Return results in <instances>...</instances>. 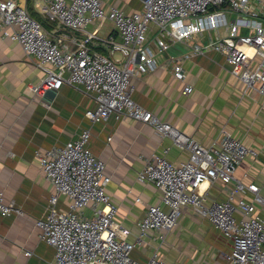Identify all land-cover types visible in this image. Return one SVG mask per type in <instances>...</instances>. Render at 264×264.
I'll use <instances>...</instances> for the list:
<instances>
[{
    "label": "built area",
    "instance_id": "2783aa9c",
    "mask_svg": "<svg viewBox=\"0 0 264 264\" xmlns=\"http://www.w3.org/2000/svg\"><path fill=\"white\" fill-rule=\"evenodd\" d=\"M142 8L126 13L116 6L105 7L102 0H36V7L60 27L81 33L74 39L65 33H49L17 0H0V31L17 41L38 61L45 76L34 92L58 89L69 82L94 93L97 105L85 115L93 122L115 115L155 127L163 137L188 151V158L175 163L167 157L169 148L146 159L138 173L141 182L154 183L163 191L159 204L148 206L138 222V235L130 240V229L117 226L118 206L107 193L111 176L106 162L89 147L90 129L64 146L39 147L36 157L52 184L48 214L37 222L42 238L55 249L54 264H168L155 252L142 262L133 249L150 230L173 229L186 206L234 240L224 258L232 264H264V196L256 183L237 177V169L248 155L258 151L223 129L211 144L203 145L167 121L156 117L132 98V77L157 68L156 50H167L171 42L186 41L205 30L225 27L223 36L206 45L195 44L186 57L215 48L226 54L232 72L249 87L264 95V3L262 0H142ZM229 13L234 17H228ZM111 21L120 40L102 38L87 27ZM98 27V28H99ZM245 32H244V31ZM152 33V38L149 34ZM109 54L92 49L94 39ZM252 48V53L249 51ZM119 53L120 57H112ZM174 74L186 78L183 65L175 61ZM193 91L186 85L184 93ZM217 180L232 185L226 200L212 198L205 182ZM60 196L70 200V209L56 207ZM140 198L138 197L137 200ZM89 209L90 215L84 214ZM14 201H6L0 191V214H22ZM31 255V251L26 252Z\"/></svg>",
    "mask_w": 264,
    "mask_h": 264
},
{
    "label": "crops",
    "instance_id": "0c3cea01",
    "mask_svg": "<svg viewBox=\"0 0 264 264\" xmlns=\"http://www.w3.org/2000/svg\"><path fill=\"white\" fill-rule=\"evenodd\" d=\"M17 1L33 17H39L49 33L61 32L74 39L83 37L49 19L36 7V0ZM102 1L105 7L116 6L129 14L143 5L142 0ZM98 27L95 21L87 30H97L102 38L112 35L120 40L111 21ZM225 32V27L205 30L186 41L171 42L164 51H159L152 42L157 68L132 77V98L203 145L211 144L227 129L257 150V156L248 155L244 159L236 175L246 183L258 184L264 196V95L233 74L226 54L220 50L208 48L186 57L195 44L204 46ZM149 36L152 38V33ZM91 46L109 54L99 39L95 38ZM175 61L183 65L184 80L175 77ZM44 76L36 58L0 31V191L6 201H14L23 211L9 216L0 214V264H54L55 249L42 238V229L37 225L48 214L53 189L36 157L39 147L64 146L77 139L83 129H90L89 147L106 162V171L111 176L106 190L118 206L115 224L130 229L127 237L130 240L138 235V222L148 206L161 203L163 197V191L154 183L138 180L146 159L166 148H169L167 157L175 163L188 158L187 150L174 145L170 137H163L146 122L118 120L111 115L93 123L85 112L96 107L95 94L81 86L66 82L58 89L34 92L32 87ZM186 85H191L193 91L185 94ZM231 188V184L220 180L202 185V190L207 189L218 201L226 200ZM56 207L69 210L70 200L60 196ZM84 214L90 215L91 211L86 209ZM233 248L232 238L186 206L173 229L162 236L160 231L150 230L132 255L142 262L158 252L168 264H232L224 254L231 253ZM27 251L32 254L27 255Z\"/></svg>",
    "mask_w": 264,
    "mask_h": 264
},
{
    "label": "rangeland",
    "instance_id": "374dc122",
    "mask_svg": "<svg viewBox=\"0 0 264 264\" xmlns=\"http://www.w3.org/2000/svg\"><path fill=\"white\" fill-rule=\"evenodd\" d=\"M117 56H120V54L119 53H116V55L114 56V57H117ZM234 241V240H233Z\"/></svg>",
    "mask_w": 264,
    "mask_h": 264
},
{
    "label": "trees",
    "instance_id": "16d2710c",
    "mask_svg": "<svg viewBox=\"0 0 264 264\" xmlns=\"http://www.w3.org/2000/svg\"><path fill=\"white\" fill-rule=\"evenodd\" d=\"M36 18H38L39 20H41L39 17H36ZM42 21V20H41ZM42 23L44 24V22L42 21Z\"/></svg>",
    "mask_w": 264,
    "mask_h": 264
},
{
    "label": "bare ground",
    "instance_id": "6f19581e",
    "mask_svg": "<svg viewBox=\"0 0 264 264\" xmlns=\"http://www.w3.org/2000/svg\"><path fill=\"white\" fill-rule=\"evenodd\" d=\"M250 49V52L252 53V48H249Z\"/></svg>",
    "mask_w": 264,
    "mask_h": 264
}]
</instances>
